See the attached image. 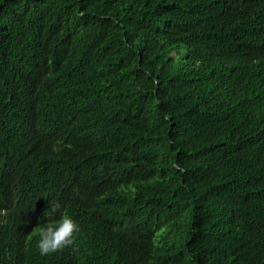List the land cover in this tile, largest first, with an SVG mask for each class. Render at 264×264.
<instances>
[{
    "label": "trees",
    "instance_id": "obj_1",
    "mask_svg": "<svg viewBox=\"0 0 264 264\" xmlns=\"http://www.w3.org/2000/svg\"><path fill=\"white\" fill-rule=\"evenodd\" d=\"M0 165L80 226L24 264H264V0H0Z\"/></svg>",
    "mask_w": 264,
    "mask_h": 264
},
{
    "label": "clouds",
    "instance_id": "obj_2",
    "mask_svg": "<svg viewBox=\"0 0 264 264\" xmlns=\"http://www.w3.org/2000/svg\"><path fill=\"white\" fill-rule=\"evenodd\" d=\"M69 141L59 142L54 147L53 176L61 173L65 178V164L82 165L75 158L68 159L66 146ZM11 173L6 177L14 185L22 174L20 166L12 158L6 160ZM2 165H0V169ZM21 189L26 191V181L21 182ZM29 200L19 196L14 201L0 192V264H24L25 260L33 255L49 256L69 252V261H82L79 244L74 243L75 234L80 231L79 224L68 215H61L54 219L58 211L57 205H51L46 211L47 223L41 224L40 219L23 218L27 212Z\"/></svg>",
    "mask_w": 264,
    "mask_h": 264
}]
</instances>
